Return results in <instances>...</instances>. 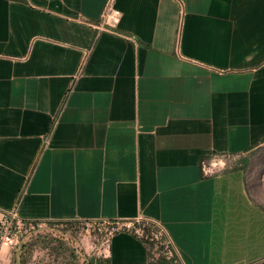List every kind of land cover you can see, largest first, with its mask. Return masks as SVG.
<instances>
[{"label":"crops","instance_id":"0c3cea01","mask_svg":"<svg viewBox=\"0 0 264 264\" xmlns=\"http://www.w3.org/2000/svg\"><path fill=\"white\" fill-rule=\"evenodd\" d=\"M0 0V219H148L182 264L264 263V0ZM107 264H159L117 233Z\"/></svg>","mask_w":264,"mask_h":264},{"label":"rangeland","instance_id":"374dc122","mask_svg":"<svg viewBox=\"0 0 264 264\" xmlns=\"http://www.w3.org/2000/svg\"><path fill=\"white\" fill-rule=\"evenodd\" d=\"M244 164L254 196L264 204V145L245 157L230 158L227 170ZM107 226L95 222H41L20 230L16 245L0 247V264H90L104 259Z\"/></svg>","mask_w":264,"mask_h":264},{"label":"built area","instance_id":"2783aa9c","mask_svg":"<svg viewBox=\"0 0 264 264\" xmlns=\"http://www.w3.org/2000/svg\"><path fill=\"white\" fill-rule=\"evenodd\" d=\"M115 0H107L101 13L96 29L99 32H113L119 22L120 14L115 9ZM99 222L107 226V233L103 242V257L109 254V243L117 233H126L138 239L148 249L152 259H163L171 264H182L178 252L170 240L166 229L159 222L148 219L137 220H103ZM41 222L24 221L15 212L4 213L0 219V247H12L19 240L20 230L26 225L32 226ZM91 223V222H90Z\"/></svg>","mask_w":264,"mask_h":264},{"label":"trees","instance_id":"16d2710c","mask_svg":"<svg viewBox=\"0 0 264 264\" xmlns=\"http://www.w3.org/2000/svg\"><path fill=\"white\" fill-rule=\"evenodd\" d=\"M69 223V222H72V221H60L59 223ZM78 222V221H77ZM58 223V222H57ZM107 259L104 258V259H93V260H90V264H107ZM159 264H171L170 262H167L163 259H160V263ZM264 264V263H262Z\"/></svg>","mask_w":264,"mask_h":264}]
</instances>
